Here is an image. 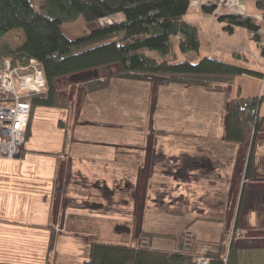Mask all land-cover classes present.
Wrapping results in <instances>:
<instances>
[{"label": "crops", "instance_id": "crops-1", "mask_svg": "<svg viewBox=\"0 0 264 264\" xmlns=\"http://www.w3.org/2000/svg\"><path fill=\"white\" fill-rule=\"evenodd\" d=\"M206 5H214V13H205L202 8ZM219 15L249 16L260 21L262 27L258 31V36L263 42L264 8L260 9L257 6L256 0H190V9L185 16V20L195 26L199 31L201 42L200 54L202 56L215 57L226 62L235 63L240 67L260 74L258 76H236L227 86L225 84L223 85L225 86L224 91H218L222 93L221 106L223 111H225L223 125L220 128H217L216 125L211 126V124H209L208 128L205 114L202 116L198 114L196 118L190 119V93L198 89V92H202L205 95L206 93L201 89L205 91L208 89L206 90L200 86H186L176 83L153 88L151 80L147 79L158 74L145 75L143 80L125 79L147 85L145 87L148 93L146 92V95L143 97L145 111L138 114L141 119V125L136 127L132 126V128L140 132V135L135 134L132 137H128L127 134L124 137L119 135L116 137V133L111 132L113 138L107 143H93L108 149L104 157L95 158L93 155L88 154L91 143L86 140L88 137L77 130V128L79 126L83 128L84 125L88 124L85 121H80V115L83 104L90 95L93 97L95 93H98L100 100L106 98L104 100L105 102L109 101L113 104V109L117 108V104L114 103L116 101L113 97L119 95L120 99L125 101V96L120 91H118L120 94L112 91L111 87L115 84L113 79L108 88L87 94L84 100H81L77 113L70 105V108H61L68 111L67 118L59 119L51 128L48 125L43 126V134H41V126L37 128L36 125V118L40 115V111L37 112V108L35 109L31 124V134L25 142L22 154L12 160L9 158H0V264H83L84 260L89 258V245L92 240L108 242L106 241L108 236V234L106 235V230L112 227H110L111 224L113 226L117 224V228L120 230L128 229L133 231L136 229H146L147 209L157 212L160 211L159 206L165 205L164 201L163 203H159L158 199H154L150 203H155L154 205L157 207L155 209L152 206L150 207L151 204L146 198L152 194V191L147 187L142 194H138L143 198L140 217L136 216V214L134 216L133 212L136 210L137 203L135 201L132 203L131 200H125L122 203L128 211H132L130 217H125L121 214L100 215L94 212V209L91 207L89 209L80 208L77 204L73 205L71 202L69 203V200L65 198L69 197V199L75 202L81 200L75 196L65 195L66 185L63 183V180L66 183V177L69 178L73 173H80L84 177L97 178L105 181L106 185L108 183L111 185L113 182L128 179L131 175L130 172L137 170V176L135 174V177L139 180V178L145 176L144 174L146 172L143 164L145 160L150 159L151 153L149 152V148H152V146H155V149H160L167 157L170 156L174 159L179 154H188L193 157L200 155L198 157L203 158L208 155L210 161L213 160L211 158L212 156H215L218 161V148H220L222 150L220 153L222 160L223 158L230 160L234 157L233 160L237 163L239 150L245 144H238L234 149H231L232 152L228 153L224 147H219L218 138L223 140L224 137L226 107L230 99L237 96L244 98L259 96L264 98V56L258 42L252 38L251 33L247 29L235 26L233 32L229 33L225 29L227 23L220 22L217 19ZM115 16H118L116 21H122L124 19L121 13ZM11 35L17 37L18 42L12 40L11 42L7 39ZM3 39L4 42L0 45V49L5 44L9 45L12 49H17L24 43L26 38L23 30L20 29L7 33L1 40ZM235 53L246 55L247 60L233 57ZM114 65L119 69L118 65ZM114 65L92 70L88 72V76L86 75L78 83L83 85L82 82L85 79L104 76L103 74L97 75V72ZM69 79L70 77L63 78L61 82ZM61 82L59 81V86L62 90ZM176 90L181 93L178 94ZM168 92L172 93L171 100L166 97ZM174 93L179 97L177 100L174 98ZM163 95L166 98H163ZM67 100L69 103L72 102L68 98ZM164 103H166L168 108L166 113L170 117L168 118L169 124H165L162 122L163 120L159 119L163 116L160 114L159 108ZM137 104L138 101L133 103L131 107L136 108ZM203 105L201 109H207L206 104ZM178 110L180 112L179 115L176 114ZM74 113H76V116ZM259 114L260 116H264V99L259 107ZM199 117L201 118L198 119ZM102 124L109 125L111 130H120L126 127L121 122L118 123L119 125L116 123ZM165 125H168L169 129L166 131V134L159 135L158 130H163L166 127ZM188 126L190 128H187ZM153 138H156V140L154 141ZM259 148L264 153V139L261 140ZM236 163H228L227 166L230 167L232 165V169H234ZM129 165H132L131 171H129ZM136 165L139 166L137 167ZM207 165L200 164L199 166L204 170ZM209 165L212 167L210 162ZM215 169L216 167H212V171ZM162 173L164 176L163 179H160L158 175L152 177L153 174H151L152 178H147V181L150 179L155 181L160 180L169 184L173 179V182H177V187L172 191L174 193L185 194L189 197L199 191L194 190V186L192 187L191 184H188L190 183L189 180H187L188 183L180 182L182 179L178 182V179L170 173L163 171ZM187 174H189V171ZM134 178L132 177L130 180ZM136 179L134 180L136 181ZM182 183L186 187L181 186ZM208 191L202 190L200 192L207 193ZM147 201L149 204L144 211V205H147ZM167 208L170 209V206ZM241 209V216L239 215L240 223L241 218L244 219L245 216L248 218L247 222L251 228L256 230L257 226H264V219L261 220V216H259L256 208L248 211L244 216L242 215L243 210ZM162 210L165 211L164 209ZM188 210L185 213L192 212L196 215L194 209ZM213 210L219 213L221 212L218 207ZM196 217L198 215L194 216V218ZM214 221H219L222 224L218 238L201 237L193 229L195 222L184 225L182 229L188 228L191 230L189 232L196 233L199 239H214L220 242L224 239V234L230 226L226 223L224 216ZM84 222L86 224H92V230L93 228H101L100 236L102 237L98 238V235L92 233L91 230L81 231V229H84L81 228ZM239 230L241 232L244 231L242 228ZM238 232L240 233V231ZM241 236V239L238 238L235 240L236 247L243 248L258 245L257 238L260 236H246L245 238L247 239H243L245 236L243 233ZM138 237V232L136 235L133 234V240H136ZM261 238L260 242L264 245V236ZM77 241L79 244L81 243L78 247L75 244ZM62 243L64 244V248H61ZM131 243L134 242L132 241ZM153 246L158 248L159 242L155 244L154 240Z\"/></svg>", "mask_w": 264, "mask_h": 264}, {"label": "trees", "instance_id": "trees-1", "mask_svg": "<svg viewBox=\"0 0 264 264\" xmlns=\"http://www.w3.org/2000/svg\"><path fill=\"white\" fill-rule=\"evenodd\" d=\"M256 1L257 6L263 9L264 0ZM189 9L190 0H0V40L7 33L20 29L26 38L17 49L3 45L0 56L9 58L13 66L27 64L31 58L37 59L46 80L45 92L31 98L32 109L25 142L31 134L36 108L69 107L59 81L70 77L78 83L88 72L104 66L116 64L119 71L85 79L82 82L83 100L89 93L108 88L114 78L143 80L145 75L159 74L164 77L158 81L159 85L176 83L224 91L223 85L232 82L236 76L260 75L235 63L202 56L199 31L185 20ZM202 9L211 14L215 6L206 5ZM119 13L124 17L122 21L90 30L88 35L81 38L70 39L61 30L63 23L80 17L91 23ZM217 19L227 23L225 29L229 33L233 32L235 26L254 33L251 36L260 46V21L241 15H219ZM261 51L264 56V47ZM233 57L247 60V56L240 53L233 54ZM214 82L218 84L217 88L212 86ZM263 99L259 96L230 99L226 107L224 137L223 140L218 138L219 147H224L228 153L238 144L249 143L244 173L247 180L254 178L255 152L264 129V116L259 114ZM84 192L65 187L66 196L74 195L82 199ZM244 193L243 184L234 224L236 231L241 225L239 215ZM199 219L194 218L190 224ZM189 231L185 228L170 234L143 229L136 243L92 240L89 258L83 264H199L194 261L196 256L193 252L203 244L219 242L199 239L196 233ZM227 233L218 249L206 252L211 259L209 264H264L262 243L241 248L235 246L236 239L233 238L228 245ZM154 238L174 240L176 247L155 248L152 245Z\"/></svg>", "mask_w": 264, "mask_h": 264}, {"label": "rangeland", "instance_id": "rangeland-1", "mask_svg": "<svg viewBox=\"0 0 264 264\" xmlns=\"http://www.w3.org/2000/svg\"><path fill=\"white\" fill-rule=\"evenodd\" d=\"M117 17L115 16L111 18H105L100 21L91 23L85 22L80 17L72 22L63 23L61 25V30L70 39H77L88 35L90 30L109 25L110 23L116 21ZM7 39H9L10 41L12 40L18 42L17 37H13V35L7 37ZM2 42H4V39L0 41V45L2 44ZM154 54L157 55V53ZM118 70V67L114 65L108 67L107 69H103L96 72L97 75H107ZM161 77L162 76L158 74L152 77H148L147 80H151L153 88H155L156 86L161 87V85L158 84L159 79L164 78ZM113 80L115 84L111 87L112 91H116L117 94H123V96H125V101H122L119 95H116L115 97H113V99L116 101L114 103L117 104V108L113 109V104H111L109 101L105 102L104 100H106V98L100 100V95H98V93H95L93 97L92 95H90L85 100L80 115V121H85L88 124L84 125L83 128L79 126L77 130L81 131V133L85 134L86 137H88L86 140L91 143L89 145L88 154L93 155L95 158L104 157L108 149H105L104 147H101V145L93 143H107L113 138L111 132H113L114 134L116 133V137H118V135L124 137L127 134L128 137H132L135 134L140 135V132L136 131V129L132 128V126L136 127L138 125H141V119L139 118L138 114L145 111V102L143 97L146 95V92L148 93L145 87L147 85L133 80ZM228 84L229 83L227 82L225 85L227 86ZM217 85L218 84L216 82L212 84V86L216 88L218 87ZM61 88L62 93L66 95V97L70 101L72 100V102L68 103L71 107H73V110H76L77 113V110L79 109L82 100L84 86L80 83H76V80L71 81V79H69L63 80L61 82ZM201 90L206 94L203 95L202 92H198V89L190 93L191 96L189 97V107L191 108L190 115L192 116H190V119L196 118L198 114H200L201 116L205 114V119H207L208 128L209 124H211V126L216 125L217 128H220L223 125V119L225 115V111H223V108L221 106L222 93H219L218 90L212 89H206L207 91L203 89ZM118 91H120V93H118ZM176 92L178 94L181 93L177 90ZM175 93L173 95L175 100H177V98L179 97L175 95ZM171 96L172 93L168 92L166 97L171 100ZM166 97L164 96L163 98ZM136 101H138L136 108H132V104ZM164 104H161L159 108L160 114L163 115L159 119L163 120L162 122H164L165 124H169L168 118L170 117H168L166 113V110L168 108L166 106V103ZM203 104H206L207 109H201V107L204 106ZM38 111H40V115H38L36 118V125L37 128L41 126V134H43V126L48 125L49 128H51L59 119H66L68 114V111L58 107H38L37 112ZM76 113H74L75 116ZM176 114H180L179 110L176 111ZM200 118L201 117H199L198 119ZM120 122L126 126L120 130H111L109 128V125L102 124H118ZM165 126L166 127L163 130H158L159 135L166 134V131L169 128L168 125ZM187 128L190 127L188 126ZM153 139L154 141L156 140V138ZM263 139L264 129L261 131L258 140L261 141ZM221 151L222 150H218V161L216 160L215 156H212L211 158L213 160L210 161L208 155L203 158L198 157L200 155H195L193 157L192 155L188 154H179L177 158L174 159L170 156L167 157L161 152L160 149H155V146H152V148H149V152L151 153L150 159L145 161L143 160V167L145 168L146 172L143 178L141 177L139 178V180L136 179L135 174L137 176V170L131 171L132 165L128 166L129 171H131V175L128 177V179L126 178L122 181L113 182L111 183V185H109V183L108 185H106L105 181L99 180L97 178L84 177L80 173H73V175L69 178L66 177L67 181L65 183V181L63 180V183L66 185L67 189L68 187H70L77 190H82L83 192L85 191V197L82 198L79 202H75L74 200L69 199V197L65 198L69 200V203L71 202L73 205L77 204V206L80 208L89 209V207H91L94 209V212L100 215L108 216L121 214L125 217H130L132 211H128L125 206L122 205V203L125 200H131L132 203L135 201L137 205L136 210L133 213L134 216L136 214V216L140 217L141 209L143 206V198L138 194H142L145 188L149 187L150 191H152V194L149 193L150 195L147 196L146 200H148L150 203L154 199H158L159 203H163L164 201L165 205L159 206L158 208L160 211L157 212L147 209L149 204L148 201L147 205H144V211L145 209H147L145 224L147 230L153 232H165L170 234L177 233L182 230V227L184 225L189 224L194 219V216L198 215L200 220L193 224V229L197 231V233L201 237L218 238L222 228V224L221 222L214 220L218 218H223L224 216V219H226V223L228 224V226H230V228L226 231L228 232L226 239L228 245L233 238L238 239L242 237V233L245 235L243 239H247L245 238L246 236H260L259 238H257V243L261 244L260 240L262 239L261 237L264 236V226H257L258 231H256L257 229L255 230L254 228H251V226L248 225V218H246L244 215L247 214L248 211L256 208L258 214L260 213L259 216H261V220L264 219V153H262L258 145L255 152V170L253 172L254 178L251 180H247L244 177V173L246 168V160L249 152V143H245V145H243L239 150V157L237 163L235 162V160H233L234 157L230 160L224 158L222 160V157L220 155ZM4 158L8 159L7 157H3L1 159ZM209 162L211 163L213 168L216 167L215 170L212 171V167H210ZM228 163H236V167L232 169V165L230 167L227 166ZM200 164H203L204 166L207 164L208 165L206 166V169L203 170L202 168H200ZM136 166L138 167L139 165ZM217 168L218 174L216 175ZM162 171L170 173L173 177H176L178 179V182L182 179V181L180 182L188 183L187 180H189L190 183L188 184H191L192 187L194 186V190L199 191L194 193L193 196L189 197L185 194L174 193L172 191L177 187V182H173V179L172 181H170L169 184H166L160 180L155 181L150 179L149 181H147V178L151 177V174H153L152 177L158 175L160 176V179H163L164 176ZM188 171L189 174H187ZM132 177H135L134 179H136V181L134 179L130 180V178ZM242 184L245 185V193L243 195L241 206V210H243L242 215L244 216V219L241 218L240 227L244 231L241 232V230H238L240 231L239 233L234 229V224L235 219L237 217L236 213H238L237 209L240 204L239 200L241 195V189L243 186ZM181 186L186 187L184 183H182ZM202 190L209 191L207 193H203L200 192ZM154 204L155 203H152L150 207L152 206V208L155 209L157 206ZM168 206H170V209L167 208ZM216 207L221 210L220 213L216 210H213L216 209ZM162 209H164L165 211H163ZM188 209H194L196 215H194L192 212L185 213V211H189ZM91 227L92 224H86L84 222L81 226V228L84 229H81V231L91 230L92 233L98 235V238L102 237L100 236V231L102 230L101 228H93L92 230ZM110 227V229L106 230V235L108 234L106 241L114 243H131L132 241L136 243V241L140 238V234L142 231L141 229H136L133 231H130L128 229L120 230L117 228V224H114V226L111 224ZM137 232L139 234V237L136 238V240H133V234L136 235ZM231 234H233V237H231ZM154 240L155 244L156 242H159V246L157 247L160 249L176 247V242L171 239L162 238L156 240V238H154L152 240V243ZM77 242H75V244L78 247L79 245H81V243L79 244V242ZM62 244L61 248H64V244ZM218 247H220V242L214 245L203 244L202 246L198 247L193 253L197 257L203 251L218 249Z\"/></svg>", "mask_w": 264, "mask_h": 264}, {"label": "built area", "instance_id": "built-area-1", "mask_svg": "<svg viewBox=\"0 0 264 264\" xmlns=\"http://www.w3.org/2000/svg\"><path fill=\"white\" fill-rule=\"evenodd\" d=\"M260 47H264V41ZM45 89L44 72L37 59L13 66L9 58L0 56V158L14 159L22 152L32 109L31 98L43 94ZM206 252H201L194 261L209 264L211 259Z\"/></svg>", "mask_w": 264, "mask_h": 264}]
</instances>
